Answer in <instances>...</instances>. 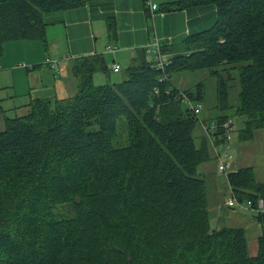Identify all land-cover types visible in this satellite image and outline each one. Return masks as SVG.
<instances>
[{
    "label": "trees",
    "instance_id": "16d2710c",
    "mask_svg": "<svg viewBox=\"0 0 264 264\" xmlns=\"http://www.w3.org/2000/svg\"><path fill=\"white\" fill-rule=\"evenodd\" d=\"M95 1L0 0V59L10 42L38 41L46 49L44 15ZM203 6L215 7V22L161 47L170 62L164 73L142 60L121 82L95 86L96 73L109 75L104 57H80L71 67L75 95L31 100L23 114L4 117L0 264H264V210L256 214L262 233L255 257L242 228L210 229L207 177L197 174L210 145L203 133L199 149L193 139L201 111L194 116L171 82L178 72L212 70L220 115L204 123L220 124L230 120L228 83L236 71L234 115L245 119L238 140L264 130V0H175L159 12ZM108 30L113 36L114 22ZM181 92L203 100L201 84ZM122 117L128 140L114 147ZM227 180L239 203L255 210L262 200L264 208V184L252 168Z\"/></svg>",
    "mask_w": 264,
    "mask_h": 264
},
{
    "label": "crops",
    "instance_id": "0c3cea01",
    "mask_svg": "<svg viewBox=\"0 0 264 264\" xmlns=\"http://www.w3.org/2000/svg\"><path fill=\"white\" fill-rule=\"evenodd\" d=\"M168 1L175 0H166L165 2ZM146 9L147 7L144 4V0H101L88 3L74 10L46 14L44 15V22L47 25L45 33L46 43L49 46L42 50L36 41L10 42L9 46L5 44L0 59V72L1 74H15V78L12 75L14 79L13 93L18 96H27L29 101L35 99L54 100L68 98L66 96L71 97L69 94L75 95L77 90L76 82L71 75L73 62L71 58H80L82 56L85 57V55L91 56L97 54V49L91 45V42L92 39L95 40L94 32L96 29H101L104 24L105 35L109 43H107V46L100 55L111 57V71L112 65L117 64L116 56L121 50L116 46L117 44H124L122 37L129 38L128 36H130L131 39H134L136 42V45L129 46L125 49L131 52L129 63H131L132 66L141 64L142 61L140 62L138 60L139 56L137 55L138 51H136V48L142 47L141 50H137L141 51V58H146V54L143 56V47L146 44H150L152 41L149 28L150 16L146 14ZM157 10L153 18H150L151 22H156L157 25L159 19L166 20L167 15H169L168 29L178 32L182 40L191 34L210 28L216 20V9L214 6L193 7L171 14L161 13L159 16L156 15L158 13ZM110 22H114L115 24L113 36L110 35V31L108 30V24H110ZM207 24L210 27H206ZM91 37L93 38L91 39ZM61 45L65 46V50L67 47L70 54L69 57H66L62 61L57 60L60 54L63 53V51H60ZM10 52L14 55H20L17 57H21L23 61L26 62L25 65L30 67L20 65V63L17 62L18 60H14L16 56L13 59L11 58ZM53 62L56 63L57 69H52L51 63ZM14 63H16V66ZM44 66H47L46 68H48L52 75V78L48 79V83H44L42 79L44 74L48 75V73L43 72ZM207 121L208 120H206V122ZM254 141H256V145H258L257 148L264 147V130L256 131L250 141L241 142L238 140L240 144H250V150L255 152L256 148L253 146ZM209 148L213 152L217 166L214 151L211 147ZM233 166L234 159L232 168ZM242 168H252L256 180L258 171L251 166V163L245 158L239 166V169ZM215 171L217 173V170ZM234 171H236V169H234ZM201 176L207 177L206 181L212 184L210 188L214 192L215 190L218 192L215 185V175L210 174ZM256 182L264 184V180H256ZM212 200L213 202H211V205L208 204V208L211 207L217 215L215 230L223 228H242L245 232L248 253L251 257H255L259 249L257 240L262 233L261 226L256 220V211L252 209L249 204H242L243 208H228L225 205L226 202L221 200L220 197H218L215 202L214 199Z\"/></svg>",
    "mask_w": 264,
    "mask_h": 264
},
{
    "label": "rangeland",
    "instance_id": "374dc122",
    "mask_svg": "<svg viewBox=\"0 0 264 264\" xmlns=\"http://www.w3.org/2000/svg\"><path fill=\"white\" fill-rule=\"evenodd\" d=\"M166 0H153V4L157 6V16L159 14L161 15L162 12H159V9L161 7V4L164 3ZM164 14H171V13H164ZM169 15H167L166 20L159 19L158 24L156 25V22H151L149 18V28H150V34L153 38L156 36L157 40L159 41L160 47L164 46H172L180 43L182 41L181 36L178 32H174L168 29L169 25ZM175 25V24H174ZM205 25V24H204ZM211 25V24H210ZM157 26V27H156ZM206 27H210L208 24ZM95 40L92 39V46L97 49V55H100L104 48L107 46V43H109L106 35H105V24L102 25L101 29H96L94 32ZM126 36V35H125ZM122 37V40L124 41L123 45L117 44V48L121 49L120 53L116 56V62L119 64V66L122 69V73H113L111 71V57L110 56H104L105 64L107 66V69L109 71V75L106 76L102 73H96L93 76V84L95 86L100 85H106V84H115L122 81L124 77V71L131 67L132 64L130 62V55L131 52L129 50H125L127 47L136 45V42L134 39ZM84 43V42H83ZM14 44V43H13ZM37 44L41 47L43 50V45L37 41ZM86 44V43H84ZM7 46L10 45V43L6 44ZM49 45L47 44V47ZM147 44L143 47L145 48ZM61 50L63 51L62 54H60V57L57 58V60L62 61L66 57H69V50L66 47V50L64 49L65 46H60ZM84 47V46H82ZM124 47V48H123ZM123 48V49H122ZM136 48L137 55L139 56V61L142 60L147 61L150 64H155L154 62V55H147L146 58H141V51ZM133 51V50H132ZM43 53V52H42ZM10 56L13 59L15 56L16 58L14 60H18L17 62L20 63V65H24L26 67H30L28 65H25L26 62L23 61L21 57H17L20 55H14L10 52ZM89 56V55H85ZM48 57V56H47ZM83 57V56H82ZM45 58V56H44ZM60 58V59H59ZM79 57L71 58L72 60L77 59ZM56 60V61H57ZM24 63V64H23ZM45 63V62H42ZM16 63H14L15 65ZM139 65V64H138ZM16 66V65H15ZM13 66V67H15ZM47 66H44V71L48 73V75H43V81L44 83H48V79L52 78V75L50 74ZM211 71L208 69H202L197 71H182L178 72L172 75L171 82L172 84L181 91H191L195 92V88L197 85L201 84L203 86V100L200 103H193V107H200L201 114L199 116L200 121H206L209 119H214L219 117L220 113L216 109L217 106V79L213 76H211ZM221 77L225 80H227L228 76L225 73H220ZM13 73L8 74H1L0 72V108L2 110V113H0V129H3V119L4 117L13 118L17 115H21L25 112V106L30 102L29 99H27V96H21L13 93L14 90V82L13 77L15 78L16 75ZM230 78L231 80L228 83V93H227V100L228 105L232 108L231 110L226 113L229 115L230 120L232 121L234 131L231 135V138L229 139V149L226 150L225 147L218 146L220 153H227L230 154L234 158V166L231 170L239 169L240 163L245 158L247 161L251 163V166H253L258 172L256 176L257 181L264 180V147L257 148L258 145H256V141H254V148H256L255 152L250 150V144H240L238 142V133L243 127L244 118L238 117L234 115V108H236L239 104V91H240V84L238 79V73L236 71L230 72ZM74 93V92H71ZM76 93V92H75ZM72 96L73 94H69ZM60 97V96H59ZM69 97V96H66ZM126 119L124 117L121 118V121H119L118 129L116 132V136L114 138V147H123L126 144V140L128 137L127 128H126ZM193 139L194 144L197 149L201 146V140L202 139V132L199 128V124H196L194 131H193ZM264 143V142H263ZM208 156L209 159L207 162L202 163L197 168V174L198 175H215V185L218 190V192L215 190V192L210 188L212 184H209V181H206V198L209 205H211V202H213L212 199H214V202L218 197L221 198V200H224L225 202L228 201V199L231 196L229 183L227 180L226 175H221L216 173V163L214 160V155L212 150L208 147ZM231 173V172H230ZM226 205V204H225ZM57 210H60L62 213H69L68 206L64 204L56 205ZM229 208V207H228ZM209 209V224L210 229L215 230L216 228V221H217V215L215 214V211L210 208ZM240 215L239 213H237ZM236 214V216H237ZM249 254V253H248Z\"/></svg>",
    "mask_w": 264,
    "mask_h": 264
},
{
    "label": "built area",
    "instance_id": "2783aa9c",
    "mask_svg": "<svg viewBox=\"0 0 264 264\" xmlns=\"http://www.w3.org/2000/svg\"><path fill=\"white\" fill-rule=\"evenodd\" d=\"M153 0H144V4L146 5L150 18H153L154 13L157 10V6L154 5ZM143 52L146 55H154V62L155 64H151L150 67L153 70L161 71L162 73L165 72V69L169 66L170 62L161 52V47L159 41L156 37L153 38L150 44H148L145 48H143ZM113 53V51H112ZM52 69H57L56 63H51ZM112 72L113 73H120L121 68L118 64L112 65ZM166 80V76H161L159 82ZM157 93V91H155ZM180 98L187 106L188 110L193 112L194 116H198L200 114V107H193L192 102L188 99V97L181 91L178 92L177 99ZM206 122V121H205ZM199 128L201 132L205 136L207 142L209 143L210 147L213 149L215 154V159L217 162L216 170L218 174L221 175H228L231 173H235L236 171L232 169V162L233 157L227 153H220L218 146L225 147L226 150L229 149V139L234 131V127L231 120H226L220 124L215 121L210 123H204V121H199ZM221 133L220 137H223V144H216V135L217 133ZM218 137V136H217ZM231 192V190H230ZM229 208H243L242 203H239L233 193L231 192V196L228 201L225 203ZM264 210L262 200L257 202V208L255 209L256 213H262Z\"/></svg>",
    "mask_w": 264,
    "mask_h": 264
}]
</instances>
